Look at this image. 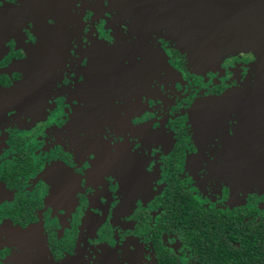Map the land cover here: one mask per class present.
Here are the masks:
<instances>
[{"label": "flooded vegetation", "instance_id": "af4514ba", "mask_svg": "<svg viewBox=\"0 0 264 264\" xmlns=\"http://www.w3.org/2000/svg\"><path fill=\"white\" fill-rule=\"evenodd\" d=\"M168 1L0 0V264H264V67Z\"/></svg>", "mask_w": 264, "mask_h": 264}, {"label": "water", "instance_id": "95a60500", "mask_svg": "<svg viewBox=\"0 0 264 264\" xmlns=\"http://www.w3.org/2000/svg\"><path fill=\"white\" fill-rule=\"evenodd\" d=\"M135 1V9L152 14L153 0ZM164 7L159 22L179 35L186 49L202 51L189 53L192 57L254 51L264 67V0H169Z\"/></svg>", "mask_w": 264, "mask_h": 264}, {"label": "rangeland", "instance_id": "374dc122", "mask_svg": "<svg viewBox=\"0 0 264 264\" xmlns=\"http://www.w3.org/2000/svg\"><path fill=\"white\" fill-rule=\"evenodd\" d=\"M169 18H166V20H168ZM174 21V19H173ZM193 48V47H192ZM120 178L122 179L123 181V187L124 189L127 188V190L129 192H131V196L133 197V199L135 198L136 194L139 192V191H146L148 192L149 188L147 189L146 187V183L145 182H140L138 184V188L136 190H133V187L130 186V180L128 178H125L124 176V173L121 171L120 173ZM151 191V189H150ZM76 263V262H75ZM77 264H80V261L78 260Z\"/></svg>", "mask_w": 264, "mask_h": 264}]
</instances>
